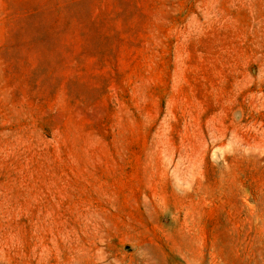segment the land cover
<instances>
[{
	"label": "rangeland",
	"instance_id": "1",
	"mask_svg": "<svg viewBox=\"0 0 264 264\" xmlns=\"http://www.w3.org/2000/svg\"><path fill=\"white\" fill-rule=\"evenodd\" d=\"M193 260L264 264V0H0V264Z\"/></svg>",
	"mask_w": 264,
	"mask_h": 264
},
{
	"label": "bare ground",
	"instance_id": "2",
	"mask_svg": "<svg viewBox=\"0 0 264 264\" xmlns=\"http://www.w3.org/2000/svg\"><path fill=\"white\" fill-rule=\"evenodd\" d=\"M181 251H183V250L178 248L176 250V252L165 253L163 249H159V248L155 249L152 247H145L143 249V252H142V258H144V259L151 258L152 260H154L155 257L157 259H159L161 257L164 260V262L169 263V262H172L176 257L183 256ZM147 256H149V258ZM189 260H191V259H189ZM187 263L192 264V263H194V260L193 261H187Z\"/></svg>",
	"mask_w": 264,
	"mask_h": 264
}]
</instances>
